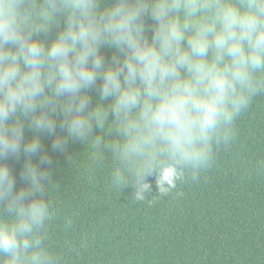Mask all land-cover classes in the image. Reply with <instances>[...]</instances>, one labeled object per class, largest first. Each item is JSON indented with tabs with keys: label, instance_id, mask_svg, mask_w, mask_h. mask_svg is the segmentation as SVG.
<instances>
[{
	"label": "clouds",
	"instance_id": "clouds-1",
	"mask_svg": "<svg viewBox=\"0 0 264 264\" xmlns=\"http://www.w3.org/2000/svg\"><path fill=\"white\" fill-rule=\"evenodd\" d=\"M261 95L264 0H0V264H66L42 136L150 201L210 169Z\"/></svg>",
	"mask_w": 264,
	"mask_h": 264
},
{
	"label": "trees",
	"instance_id": "trees-1",
	"mask_svg": "<svg viewBox=\"0 0 264 264\" xmlns=\"http://www.w3.org/2000/svg\"><path fill=\"white\" fill-rule=\"evenodd\" d=\"M236 130V141L218 148L215 164L196 181L167 196L153 184L143 202L134 201L131 187L111 188L107 167L93 168L87 147L72 142L66 153L53 152L52 137L42 136L59 183L50 193L59 212L49 246L66 264H264V176L255 174L264 159V95ZM8 163L21 186L23 158Z\"/></svg>",
	"mask_w": 264,
	"mask_h": 264
}]
</instances>
